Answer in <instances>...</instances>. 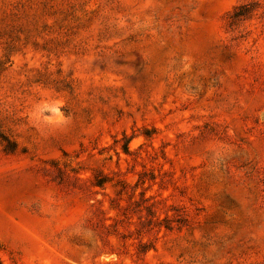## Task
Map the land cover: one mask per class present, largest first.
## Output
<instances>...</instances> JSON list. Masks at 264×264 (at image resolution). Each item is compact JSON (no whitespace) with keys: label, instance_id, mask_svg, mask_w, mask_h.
Masks as SVG:
<instances>
[{"label":"rangeland","instance_id":"374dc122","mask_svg":"<svg viewBox=\"0 0 264 264\" xmlns=\"http://www.w3.org/2000/svg\"><path fill=\"white\" fill-rule=\"evenodd\" d=\"M0 264H264V0H0Z\"/></svg>","mask_w":264,"mask_h":264},{"label":"trees","instance_id":"16d2710c","mask_svg":"<svg viewBox=\"0 0 264 264\" xmlns=\"http://www.w3.org/2000/svg\"><path fill=\"white\" fill-rule=\"evenodd\" d=\"M238 12H239V9H238V10H236V13H238ZM236 13H235V14H236Z\"/></svg>","mask_w":264,"mask_h":264}]
</instances>
